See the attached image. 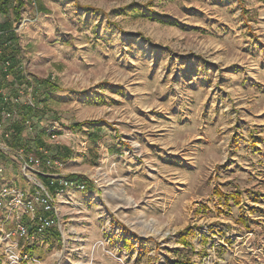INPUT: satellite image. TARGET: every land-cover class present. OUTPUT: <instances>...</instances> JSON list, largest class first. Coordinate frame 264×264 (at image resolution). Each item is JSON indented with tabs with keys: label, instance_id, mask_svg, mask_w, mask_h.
Instances as JSON below:
<instances>
[{
	"label": "rangeland",
	"instance_id": "1",
	"mask_svg": "<svg viewBox=\"0 0 264 264\" xmlns=\"http://www.w3.org/2000/svg\"><path fill=\"white\" fill-rule=\"evenodd\" d=\"M23 1L0 15L20 70L2 90L31 128L0 129V190L85 187L0 264H264V0ZM0 210V229L33 224Z\"/></svg>",
	"mask_w": 264,
	"mask_h": 264
},
{
	"label": "built area",
	"instance_id": "2",
	"mask_svg": "<svg viewBox=\"0 0 264 264\" xmlns=\"http://www.w3.org/2000/svg\"><path fill=\"white\" fill-rule=\"evenodd\" d=\"M2 49L0 48V61H1ZM3 65V71H7L9 63L4 60L1 61ZM22 93L21 87H18V95L13 97L7 95L2 89H0V100L2 103V111L0 113V129L2 128V135L4 137L10 136V130L7 129V126L11 124L14 117L17 115V111L14 109V105L19 102V94ZM12 104V108L9 106ZM30 123L29 120H24L23 124L25 129L31 128L28 126ZM54 136V135H52ZM4 150L3 146H0V152ZM25 152V148L21 146L18 149V154L23 157V153ZM38 162V160L32 155H27L23 162L24 169H31L34 163ZM43 165L45 167L51 166H60V163L47 156L44 159ZM36 189L31 193L27 194L23 190H12L3 188L0 190V207H2L5 203L10 204L11 206L18 207L26 214H32L31 220L33 224L24 222H18L14 229H0V242L2 240L8 239L12 241V237L17 235L20 238L29 239L33 238L35 234L43 233L44 231L54 229V216L56 215L57 208L54 199V192L62 193L64 189L76 187L78 189H84L85 185L81 181L76 179L62 178L55 179L49 178V180L43 185L42 183H37ZM58 194V193H56ZM41 210L38 212L37 208ZM3 226L4 224H0ZM56 229V228H55ZM58 230V229H57ZM6 241V240H5ZM8 241L7 244H9ZM26 258V255L24 256ZM18 258V256L16 257Z\"/></svg>",
	"mask_w": 264,
	"mask_h": 264
},
{
	"label": "crops",
	"instance_id": "3",
	"mask_svg": "<svg viewBox=\"0 0 264 264\" xmlns=\"http://www.w3.org/2000/svg\"><path fill=\"white\" fill-rule=\"evenodd\" d=\"M4 13L0 12V15L3 16ZM6 21L4 22V20H1L0 18V27L3 28L2 29V36H1V44H3V49H2V54H1V61H8L9 63V66H8V70L7 71H3V65L0 61V89H3V88H7V87H11L12 86V80L16 81V79L19 77V69H18V59L19 57L17 56L18 54V50H17V42L18 40L16 41V43H12L10 41H8L6 39V36L12 32H14V28L10 27L7 24ZM8 31V33H7ZM15 33V32H14ZM15 36L17 37V34L15 33ZM13 65V67H12ZM21 119L19 117L15 118L14 121L11 122V125H13L14 123H20L21 124ZM10 126V125H9ZM7 126V129L8 127ZM26 129H24L23 133H22V137H23V140L26 141V139L28 138L26 136ZM0 213H1V210H0Z\"/></svg>",
	"mask_w": 264,
	"mask_h": 264
},
{
	"label": "trees",
	"instance_id": "4",
	"mask_svg": "<svg viewBox=\"0 0 264 264\" xmlns=\"http://www.w3.org/2000/svg\"><path fill=\"white\" fill-rule=\"evenodd\" d=\"M14 1H15V5L12 7V12H13L14 16L18 19L20 17V9L24 6V1L23 0H14ZM9 3H10V0H0V12L7 13ZM7 33H8V31H7ZM6 39L12 43H16V41H17V37L15 36L14 32L8 34L6 36ZM12 67H13V65H12ZM2 106L3 105H2L1 100H0V113L2 111ZM20 121H21V124L20 123H18V124L14 123L13 125L10 124L8 129L10 130L11 139H14V141H17L18 143H19L18 140H20V141L22 140L23 142H20L19 144L23 145L26 142L23 140V137H22V133L25 129L24 124H23L24 118H21ZM89 124H93V123L89 122ZM81 125H82V123H80V122L74 123L71 126V128L72 129H79ZM51 235H55V236L59 237V233L56 230H52ZM172 263L173 264H192L189 260L180 259V258L173 260Z\"/></svg>",
	"mask_w": 264,
	"mask_h": 264
}]
</instances>
